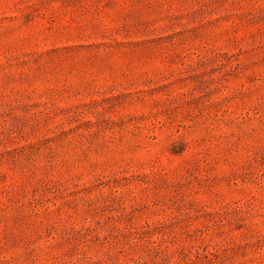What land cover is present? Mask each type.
<instances>
[{
	"label": "rangeland",
	"instance_id": "1",
	"mask_svg": "<svg viewBox=\"0 0 264 264\" xmlns=\"http://www.w3.org/2000/svg\"><path fill=\"white\" fill-rule=\"evenodd\" d=\"M0 264H264V0H0Z\"/></svg>",
	"mask_w": 264,
	"mask_h": 264
}]
</instances>
